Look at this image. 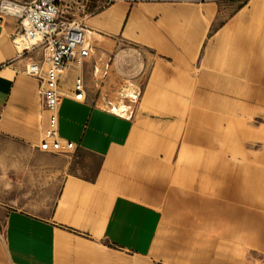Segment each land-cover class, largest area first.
I'll return each instance as SVG.
<instances>
[{
	"label": "crops",
	"instance_id": "1",
	"mask_svg": "<svg viewBox=\"0 0 264 264\" xmlns=\"http://www.w3.org/2000/svg\"><path fill=\"white\" fill-rule=\"evenodd\" d=\"M142 8L143 34L112 39L137 47L131 117L96 112L124 79L126 53L108 58L102 82L93 51L66 69V92L60 82L66 154L37 147L48 112L25 65L41 51L18 50L16 18L0 16V264H55L57 240L74 233L160 264H264V160L242 156L258 153L243 133L235 145L229 136L246 116L264 124V47L249 33L264 0H114L89 20L109 35ZM77 74L81 100L69 92ZM73 184L93 191L77 213Z\"/></svg>",
	"mask_w": 264,
	"mask_h": 264
},
{
	"label": "built area",
	"instance_id": "2",
	"mask_svg": "<svg viewBox=\"0 0 264 264\" xmlns=\"http://www.w3.org/2000/svg\"><path fill=\"white\" fill-rule=\"evenodd\" d=\"M113 1L28 0L21 3L10 1L12 4L9 9L2 8L3 2L0 3V12L15 17L18 23V31L12 38L13 44L15 45L17 34L25 33L30 38L29 46L21 51L41 48L40 61L27 62L25 73L39 80L38 95L42 106L48 112L47 125L37 144L42 151L66 154L75 148L73 141L61 138L58 132L57 106L63 96L60 82L72 63L79 64L89 58L97 46L92 34L93 29L86 24L85 18ZM69 92L75 100L85 97L83 79L79 74L73 78ZM136 98L137 93L128 100L134 103ZM130 103L124 118L132 115Z\"/></svg>",
	"mask_w": 264,
	"mask_h": 264
},
{
	"label": "rangeland",
	"instance_id": "3",
	"mask_svg": "<svg viewBox=\"0 0 264 264\" xmlns=\"http://www.w3.org/2000/svg\"><path fill=\"white\" fill-rule=\"evenodd\" d=\"M2 1H4V0H2ZM8 1H10V0H8ZM23 1H27V0H19L18 2L21 3ZM197 1H199V0H197ZM221 1H223V0H221ZM255 1H260V0H255ZM139 6H144V4H139ZM106 7H108V6H105L101 10L105 9ZM101 10H99V11H101ZM98 12H96V13H98ZM145 13H149V12H148V10H145L144 8H142L141 14L137 15L135 24L133 26H131L129 30L127 29L128 28L127 27L121 31H119V30L111 31V32L108 31L109 35L104 34L103 35L104 38H103L102 42L98 45V47L96 49H94V53L92 54V56L89 59H87V62H90L91 59L93 61H96L95 67L98 68L96 78L99 81L104 82L105 78L102 77V72L104 70V66L106 64H108V62H109L108 58L111 57V55H113L115 52H118V51H122V52L126 53V54H124L125 57L120 59V64H121L120 66L126 67V69H124L125 77L121 81V84L112 93V95H109L106 97L104 96L106 100L101 102L96 107L97 108L96 112H98V114L106 115L109 117H116V115H114L108 111L109 104H106V101L116 102L119 99L123 98L122 100H124L125 104L126 103L129 104L128 99H130V98H128V96L126 95V92H125L126 88H130V90H133V89L135 90L137 87L136 85H138V84L134 83L133 79H130L131 76L132 77L134 76V74H130V73L134 72L135 68L131 72H129V70H128L129 66L135 65V63L133 62L134 58H130L128 56V55H130L129 51H132V53H134V51H136L137 47L134 46L135 43L127 42V41L114 42L112 39L116 38L119 34H122L123 37H125V38H129V34L132 35V37L135 34L142 35L143 34V28H144L143 24H142V19H143ZM0 16H3V18L4 17H10V16H4V13H2V12H0ZM89 18H90V16L88 18H85V22L87 24L91 25L92 29H94V30L98 29L95 26V24H93L89 20ZM251 20H252L251 23L253 24V26L251 27L249 33L252 36H254L255 38H258V40L261 38L262 40L259 43H262V47H264V11L257 12L254 16H251ZM204 23H207V21L205 20ZM123 26H124V24H123ZM205 30H206V27H205ZM205 30L202 29V32L200 34V37L203 39L205 38V35H204ZM35 49L41 51L40 47H36ZM262 50H264V48H262ZM25 54H27V53H25ZM100 57H101V59H100ZM260 61H261V63H264V56L260 57ZM226 62H227L226 60L220 61V63H226ZM80 65H81V63H79V64L72 63L70 66L71 67L72 66L73 67H79ZM260 67L261 68L264 67V64H262ZM111 69H112L111 66H108L107 76L110 74ZM67 71L68 70H66V72L64 73L65 79L61 82V90L63 92H66V89L69 86V80L66 77ZM141 76L142 75H135L134 77L139 78ZM59 104H60V102H59ZM59 104H58V110H59ZM130 104H131V108H132L133 104L132 103H130ZM94 115H95V113L93 114V116ZM93 116H92L91 120L95 121L96 118ZM260 117L261 118H259V119L264 120V115H261ZM255 120H258V119H255L251 116L244 117L241 122H239L238 124L232 125V128H231L232 132L230 133L229 136L231 137V144L235 145L237 140L234 139V137L232 139V135L234 136L237 131H240L241 133H243L244 136H247L246 139H245V137L243 138V142L246 140L249 144L250 150L252 149V147H254V149L258 150V153L252 154L251 152H248V153H243L242 156L249 158L251 156L254 157V155H255L256 160H264V124L258 123V121H255ZM256 125H258L259 127ZM256 127H258V128H256ZM181 145L182 146L186 145L185 139L182 140ZM183 150L184 149L182 147L179 154L177 155V159H175L176 160L175 162L182 163L183 158L185 157V153H183ZM71 152H69V153H71ZM233 157H235L234 154H233ZM90 192H93V191L87 187H82L81 185H74L73 184V194L72 195H73V199H75L73 201V211L75 213L78 212L79 199L81 198L82 194H86V193H90ZM74 234H75V236H71L72 238L67 239L66 241H64L62 239L57 240L56 248H55V264H141V263L144 264V262H147V264L148 263L149 264H160L156 260H150L148 258L137 256V255L131 256V253H129L128 251L120 250L117 247H114V246H111L108 244H103V243L101 244V242L99 240L90 241V239L81 238L80 234H78V233H74Z\"/></svg>",
	"mask_w": 264,
	"mask_h": 264
},
{
	"label": "bare ground",
	"instance_id": "4",
	"mask_svg": "<svg viewBox=\"0 0 264 264\" xmlns=\"http://www.w3.org/2000/svg\"><path fill=\"white\" fill-rule=\"evenodd\" d=\"M12 3L8 0H4L3 3H2V8H10ZM5 12H7L5 9H4ZM110 13V12H109ZM4 16H10L12 17L11 15L7 14V13H4ZM108 16V15H107ZM1 18H3V16H1ZM13 18V17H12ZM7 19L9 20V18L7 17ZM93 36L95 37V41L97 43V47L98 45L102 42L104 36L99 34L96 30L92 32ZM30 39L25 33H22V34H19L15 37V45H17V49L18 50H22L26 47L29 46V40ZM77 66V65H76ZM98 69V68H96ZM126 95L128 96V98H132L134 96V94L136 93L135 90H130V88H126ZM123 99V98H122ZM122 99H119L118 101L116 102H112V101H108V111L114 115H117L119 117H123V116H126L127 113V109H128V106L129 104H125L124 100ZM57 110H58V106H57ZM93 117H97L96 114L93 116Z\"/></svg>",
	"mask_w": 264,
	"mask_h": 264
}]
</instances>
